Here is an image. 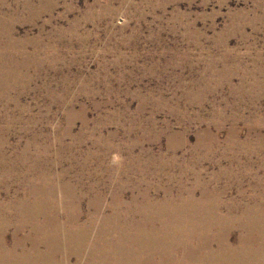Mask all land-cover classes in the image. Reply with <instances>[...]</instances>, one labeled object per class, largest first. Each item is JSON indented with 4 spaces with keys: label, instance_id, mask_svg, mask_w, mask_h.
<instances>
[{
    "label": "rangeland",
    "instance_id": "374dc122",
    "mask_svg": "<svg viewBox=\"0 0 264 264\" xmlns=\"http://www.w3.org/2000/svg\"><path fill=\"white\" fill-rule=\"evenodd\" d=\"M252 208L264 214V0H0V222L26 239L19 261L139 262L106 250L117 221L204 236ZM242 249L148 251L256 264Z\"/></svg>",
    "mask_w": 264,
    "mask_h": 264
},
{
    "label": "bare ground",
    "instance_id": "6f19581e",
    "mask_svg": "<svg viewBox=\"0 0 264 264\" xmlns=\"http://www.w3.org/2000/svg\"><path fill=\"white\" fill-rule=\"evenodd\" d=\"M187 200H189V199H187ZM181 201L183 202L184 200H181ZM203 201H205V200H203ZM203 203H201V205ZM183 204L185 206V203H183ZM191 204H190V206H191ZM208 204H209V202H208ZM173 205H175V204H173ZM194 207H195V205H194ZM196 207H197V205H196ZM210 207H211V205H210ZM202 208H203V205H202ZM170 209H171V207H170ZM176 209L179 210V208H176ZM199 209H200V207H199ZM168 211H170V210H168ZM163 212H164V210H163ZM178 212H180V211H178ZM211 212H212V210H211ZM244 213L246 214V217H250V218H248L246 220H234V221L230 220V221H228L227 219L226 220H222V219L221 220H217V218L215 217V219H216V221L218 223L216 222V223H209L208 224V221L210 220L209 219L206 222L207 224L204 223V225L206 227L211 228V229L213 228V230H214V227L218 226V227H220L219 228L220 230L219 229L217 231L216 230L215 231H213V230L211 231L210 230L207 233V231L205 229L207 234L202 236V235H200V233H201L200 232L199 235L201 237L200 236H196V234H198V233L195 232V230L194 231H184V229L187 228V226L184 225V224H180L177 221H174V219L171 220V218H170V220L167 219L168 221L165 220V221L161 222L160 215L152 216V219L157 218V220L160 221V223L158 222L157 225L160 228L161 227L165 228L164 233L162 232L163 234H160V233L157 232V228H156L157 226L155 227L154 224H153L152 228L149 227V225H150V224L148 225L149 219H144L143 221L138 222V223H135L134 221H123V220L122 221H117L116 222L117 223L116 224L117 225L116 233L118 234V237L120 238V239L118 238L119 239V244L111 245L106 250L107 251L116 252V253L135 252V254H139V258H140L139 262H137L135 259H127L125 257L123 259L119 258L118 263H121V264H128V263L129 264L130 263L157 264V263H154V262L150 261V259H149L150 258L149 257V252L150 251H148V250L151 249V248H153V249L157 248V252H160V254H162V253L168 252L166 250H169V249H172V248H175V247H177V248L180 247V248L184 249L186 257L189 258V253H196L199 250H207V251H211L213 253H219V254H223V255L228 256L229 254H231V252H238L237 250H239L240 248L242 249V247L251 249V248H253L255 246V248H257L259 250V253H260L259 258H257V260H256V264H264V241L259 239V238H257V237H259L258 235H261L264 232V214L259 212L257 209H254V208L246 209ZM209 214H210V211H209ZM209 214H207V215H209ZM146 215L147 214L145 212L144 216L147 217ZM165 215H167V217H168V214H165ZM202 215H203V213H202ZM215 215L216 214H214V216ZM207 217H205V218H207ZM213 219H214V217H213ZM213 219H212V221H213ZM204 220H206V219L197 220V222H202ZM14 225H15V223L12 222V220L10 218H8V219L6 218V219L3 220V222H0V264H32V263L33 264H38L40 262L39 257L38 256H34L33 257L31 255H28L27 252L24 255H22L20 261L18 260L17 249L21 248L22 250H26L25 249L26 248V245H25L26 239L25 238H20L18 236V228H16L17 226H14ZM123 226H125V227H123ZM192 226L194 227V224H192ZM147 227H149L150 230H146ZM232 227H237V228L240 229L239 231H242L240 234L237 235V240L234 241L235 245H233L231 243L232 236H233V235H231L233 233V231L231 229ZM16 229H17V231H16ZM36 231H37V233H44V231L40 230V229L36 230ZM203 231H204V229H203ZM8 232H12L11 233V237H8ZM156 232H157V236H156ZM176 232H180L181 234H183L182 238L179 237L178 240L176 239V241H173V242H171L170 240L165 238V237H167L169 235H176ZM101 234H103V232ZM156 237H158V241H155ZM184 237H186V239L194 237L195 244H191L190 245L189 243L182 242L183 241L182 239ZM79 238H82L81 235H79ZM77 241H78V243H82L83 242V240H77ZM50 242L51 241H50V239L47 236V237L44 238L42 244L44 246H46L47 249H50ZM85 244H87V243H85ZM151 244H155L156 246L152 245V247H151L150 246ZM90 248H91V245H90ZM95 248H98V246L95 247ZM100 248H101V246H99V249ZM196 264H199V263L196 262ZM205 264H214V262H207ZM218 264H220V263H218Z\"/></svg>",
    "mask_w": 264,
    "mask_h": 264
}]
</instances>
